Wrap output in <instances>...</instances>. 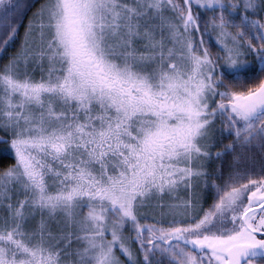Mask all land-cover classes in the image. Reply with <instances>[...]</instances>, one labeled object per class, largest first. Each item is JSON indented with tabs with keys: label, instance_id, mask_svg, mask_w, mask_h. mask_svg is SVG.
I'll return each instance as SVG.
<instances>
[{
	"label": "snow or ice",
	"instance_id": "6c2138e0",
	"mask_svg": "<svg viewBox=\"0 0 264 264\" xmlns=\"http://www.w3.org/2000/svg\"><path fill=\"white\" fill-rule=\"evenodd\" d=\"M17 41L0 264H264V0H0Z\"/></svg>",
	"mask_w": 264,
	"mask_h": 264
},
{
	"label": "trees",
	"instance_id": "16d2710c",
	"mask_svg": "<svg viewBox=\"0 0 264 264\" xmlns=\"http://www.w3.org/2000/svg\"><path fill=\"white\" fill-rule=\"evenodd\" d=\"M29 2L33 5H35L36 3H38V0H29ZM30 14H31V11L29 10L27 15H30ZM25 23H26V17H25ZM22 33H23V29H21V35H22ZM17 44H18V41L16 42L15 45L11 46V49H10V47L8 48L7 53H3L2 51H0V64L5 62V60L7 59V54H10V51H14V49L12 50V47H15ZM0 155L8 156L9 153L4 151L3 149H0ZM12 162L13 161L11 159H7L4 161L3 164H0V167H5V166H7V164H10Z\"/></svg>",
	"mask_w": 264,
	"mask_h": 264
},
{
	"label": "rangeland",
	"instance_id": "374dc122",
	"mask_svg": "<svg viewBox=\"0 0 264 264\" xmlns=\"http://www.w3.org/2000/svg\"><path fill=\"white\" fill-rule=\"evenodd\" d=\"M12 46V45H11ZM11 46H10V49H11ZM15 47H18V44L15 46ZM15 47H12V50L14 49L15 51ZM13 52V51H10V53ZM181 195H183V193H181Z\"/></svg>",
	"mask_w": 264,
	"mask_h": 264
}]
</instances>
